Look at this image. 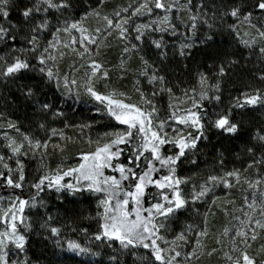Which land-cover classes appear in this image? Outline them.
Listing matches in <instances>:
<instances>
[{"label":"snow or ice","instance_id":"1","mask_svg":"<svg viewBox=\"0 0 264 264\" xmlns=\"http://www.w3.org/2000/svg\"><path fill=\"white\" fill-rule=\"evenodd\" d=\"M213 260L264 264V0H0V264Z\"/></svg>","mask_w":264,"mask_h":264},{"label":"trees","instance_id":"2","mask_svg":"<svg viewBox=\"0 0 264 264\" xmlns=\"http://www.w3.org/2000/svg\"><path fill=\"white\" fill-rule=\"evenodd\" d=\"M124 2H126V0H108V4L110 8L115 6L116 4H120ZM118 52H119L118 48H113L111 50L109 54V59L111 60L112 63H116L117 58H118ZM113 81L116 82L115 74L113 75ZM75 108L77 109V111L74 114L71 111H69L68 113L70 120L79 122L81 119H85V120H95L97 122L89 133L94 138L97 135V133L107 130L105 128V125L109 124V121L106 118H103L102 114L94 112L92 110L91 104H79V105H76ZM66 131H68L70 135L75 134L74 130L68 129ZM88 131L89 130L87 129L85 130V132H88ZM70 147H72L73 150H75L76 148H80V147H85L86 149V146L84 145H75V146H70ZM58 159H59L58 155L52 157L51 159L52 166H55V164L58 162ZM75 162H76L75 158L68 160V163H75ZM34 166H35V162H29L28 170H29L30 178L34 174ZM237 195H239V193H237ZM84 203L87 204V201H84ZM225 222L226 220L223 218L222 215H218L216 217V220L214 221L217 227H219L222 223H225ZM87 223L88 222L86 221L85 225H87ZM208 264H215V260L208 262Z\"/></svg>","mask_w":264,"mask_h":264}]
</instances>
